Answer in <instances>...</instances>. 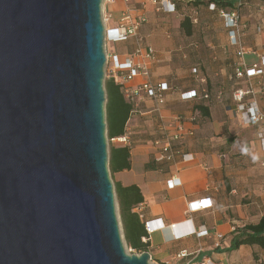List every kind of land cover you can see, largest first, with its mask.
<instances>
[{
    "label": "water",
    "instance_id": "1",
    "mask_svg": "<svg viewBox=\"0 0 264 264\" xmlns=\"http://www.w3.org/2000/svg\"><path fill=\"white\" fill-rule=\"evenodd\" d=\"M101 0H0V264H150L108 168Z\"/></svg>",
    "mask_w": 264,
    "mask_h": 264
},
{
    "label": "crops",
    "instance_id": "2",
    "mask_svg": "<svg viewBox=\"0 0 264 264\" xmlns=\"http://www.w3.org/2000/svg\"><path fill=\"white\" fill-rule=\"evenodd\" d=\"M105 1L110 28L117 26L125 9L134 10L136 16L146 15L148 7L154 10L150 4L143 7L135 2L126 4L123 0ZM192 1L174 0L175 12H161L163 20L171 23L172 31L165 36L158 25L152 26L148 41L145 39L155 54L149 79L154 84L166 83L170 89L161 106L151 100L139 103L138 110L125 126L127 144L112 142V146L129 147L130 169L112 173L111 181L123 187L139 188L143 201L133 212L139 215L140 222L151 221L156 228L146 242L142 241L147 243V253L155 264H186L204 259L209 260V264H264V247L241 245L229 249L234 235L264 216V148L261 143L264 121L246 124L231 98L229 85L236 79L234 68L239 63L245 65L237 57L236 47L231 60L222 61L217 55L219 62L211 69V74L204 75L199 66L189 70L183 67L195 62V58L184 59L189 50L198 55L205 46L216 49L214 44H175L173 39L183 33L180 29V21L185 17L182 3ZM220 12L217 10L221 18ZM203 14L201 29L206 25L205 19L212 18L207 9ZM113 16H117L115 21L111 20ZM190 21L192 24L196 20ZM192 36L191 33L186 37ZM216 37L222 44L232 46L228 32L227 36L217 34ZM130 40L115 43L125 45L124 53H117L110 43L107 53L119 60L133 56L136 45L134 39ZM158 40L163 44H158ZM201 63L205 69L203 60ZM211 78L217 80L214 85ZM140 81L135 78L131 84ZM248 81L264 82V71ZM204 93L208 96L206 99ZM247 101L256 102L264 116V96L256 99L249 96ZM196 106L206 107L208 115H201ZM188 131L191 134H187ZM175 134L183 135L176 141L172 138ZM167 144L171 152L179 154L171 160L157 161L155 153L162 152L161 148ZM169 181L173 182L172 187L168 186ZM198 202L206 204V208H196ZM188 206L194 211L189 213ZM203 231L206 235L197 234Z\"/></svg>",
    "mask_w": 264,
    "mask_h": 264
},
{
    "label": "built area",
    "instance_id": "3",
    "mask_svg": "<svg viewBox=\"0 0 264 264\" xmlns=\"http://www.w3.org/2000/svg\"><path fill=\"white\" fill-rule=\"evenodd\" d=\"M124 3L135 2L142 4L145 7L150 4L157 12L173 13L175 12L176 5L174 0H123ZM242 0H236V6L239 7ZM209 10L215 11V5L209 4ZM220 16L223 20L224 27L228 32V37L232 46L236 47V55L241 60L246 52V48L241 46L240 36L238 29L240 26V16L238 8L230 12L221 11ZM110 15H106L102 19L104 27V44L105 43H120L126 42L129 39L135 40L136 48L133 56H128L123 60H119L117 56H111L105 53V66L104 72L107 78H114L121 86L122 93L127 102L137 108L139 103L145 100H151L156 105L161 106L165 102V94L169 91V86L166 83H152L149 79L150 65L155 59V54L152 48L143 45V40L138 36V28L140 26V19L135 15V11L131 9H125L120 18L117 21L116 27H106ZM139 59V60H136ZM264 68V56L258 59V62L254 65L245 66L241 63L237 64L234 68L235 78H246L250 80L253 77L263 74ZM196 73V70H193ZM135 78H140L141 81L138 84L132 85V81ZM253 94L249 89H235L231 95L233 102L237 105V110L241 115V119L246 124L255 125L264 121V116L259 112L256 102L247 101V98ZM192 97H195V93L192 92ZM207 94H203V98L206 99ZM135 111L132 112V114ZM187 134H191L188 131ZM183 134H175L172 138L176 141L182 138ZM262 139V147L264 148V139ZM110 142H116L120 144H127L128 138L123 136L117 139H111ZM162 152L155 153V159L157 161L171 160L178 152H171L170 146L167 144L163 146ZM186 158V156H182ZM168 186L172 187L173 182L169 181ZM196 208L204 209L206 204L198 202ZM194 208L188 206V212L191 213ZM174 227V226H171ZM144 230L146 236L142 238L143 242L147 241V238L155 232L156 228L151 221H144ZM198 235H206V231L198 232ZM183 257V255H181ZM209 260H202L201 262L186 263V264H209Z\"/></svg>",
    "mask_w": 264,
    "mask_h": 264
},
{
    "label": "rangeland",
    "instance_id": "4",
    "mask_svg": "<svg viewBox=\"0 0 264 264\" xmlns=\"http://www.w3.org/2000/svg\"><path fill=\"white\" fill-rule=\"evenodd\" d=\"M105 0H101V20L104 16H106L105 12ZM183 7V15L185 17H189L191 20H196L195 23H192V34L193 36L191 38H187L186 35L183 33L177 35L173 40L175 44H214L216 46V49L211 47H206L205 50H199V54L197 55L195 51H188L185 55L184 59H187L188 57L192 58V60L195 58V62H189V64L183 66L185 70H189L192 67L199 66L202 69V72H204V75L206 73L211 74V69L213 67H216V63L219 62V59H217V55H220L222 61L231 60L234 50V46H229L226 43H223L220 41V38L217 39V34H223L227 36V30L223 26V20L218 16L217 11H210L209 10V0H193L192 2L188 3H182ZM208 10L212 14L211 19L206 20L205 19V26H202L201 29V20L203 19V12L205 10ZM146 15H139L138 18L140 19V26L138 28V36L142 38L143 45H146V41L149 39L150 29L152 26L156 28L158 27L160 29H163L165 31V36L169 34L172 31V28L170 27V22H166L163 20V17L161 12H157L154 10H151L150 7L147 9ZM240 17L242 19V22L240 23L238 34L240 36V42L241 46H244L246 48V52L243 55V58L241 59V62L245 64V66L254 65L258 62V59L261 58V56H264V0H244V4L242 8L240 9ZM117 16H113L111 20H116ZM106 27H111V25L106 23ZM166 27L169 29L167 30ZM208 27V29H205ZM140 30V31H139ZM203 31V33L201 32ZM130 41H133L131 39ZM107 44H104V53L107 54ZM153 44V43H152ZM158 44H163L161 40H158ZM113 50H115L117 53H124L126 51V47L123 44H112ZM248 49H250L248 51ZM254 51H257L256 54ZM251 51V52H250ZM255 53V54H254ZM197 55V56H196ZM214 58H216L214 60ZM198 59V61H196ZM203 60L205 64V69L201 63V60ZM200 60V61H199ZM264 69V68H263ZM264 71V70H263ZM242 78H236L234 81H231V86L229 85V89L231 88L232 93L235 89L241 88V89H249L253 92V94L250 95L251 99L252 97L256 99L257 96H264L262 92L264 91V82L260 83H253L249 82L247 79L244 81ZM107 80V77L105 76L104 72V80L103 85L105 81ZM212 81V84L217 82V80L210 79ZM236 81V82H235ZM210 86V85H209ZM256 90V92H255ZM231 93V95H232ZM108 139V138H107ZM112 146V142L107 140V151L109 153V148ZM110 174V172H109ZM111 179V174H110ZM115 207H116V214L120 226V234L122 237V242L125 248V251L128 254H135L139 255L136 251L131 250L127 247L125 244L124 238H123V232L121 228V223L119 219V213H118V205L115 199ZM150 264H155L153 261H149Z\"/></svg>",
    "mask_w": 264,
    "mask_h": 264
},
{
    "label": "trees",
    "instance_id": "5",
    "mask_svg": "<svg viewBox=\"0 0 264 264\" xmlns=\"http://www.w3.org/2000/svg\"><path fill=\"white\" fill-rule=\"evenodd\" d=\"M209 4L215 5V11L230 12L238 8L240 16L244 0L239 7L236 6V0H209ZM180 29L186 36L191 35L192 24L188 17H184L180 21ZM104 91L106 136L110 141L125 136L126 123L132 112H136L138 109H134L132 104L125 100L122 88L114 78H107L104 83ZM195 109L203 116L208 115L207 108L204 106H196ZM108 168L110 174L130 169L128 146H111L109 148ZM113 188L125 244L138 254L147 252V243L142 242V238L146 236L144 222H140L139 215L133 212V209L143 201L139 188L135 185L123 187L118 183H114ZM241 245L264 247V216L258 223L247 225L234 235L229 249L234 250Z\"/></svg>",
    "mask_w": 264,
    "mask_h": 264
}]
</instances>
